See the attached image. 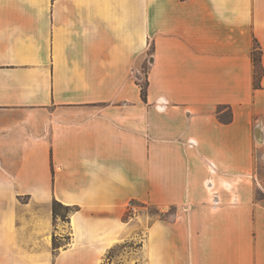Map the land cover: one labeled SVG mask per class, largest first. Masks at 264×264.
Returning a JSON list of instances; mask_svg holds the SVG:
<instances>
[{"label":"crops","instance_id":"1","mask_svg":"<svg viewBox=\"0 0 264 264\" xmlns=\"http://www.w3.org/2000/svg\"><path fill=\"white\" fill-rule=\"evenodd\" d=\"M257 188L264 0H0V264H264Z\"/></svg>","mask_w":264,"mask_h":264},{"label":"rangeland","instance_id":"2","mask_svg":"<svg viewBox=\"0 0 264 264\" xmlns=\"http://www.w3.org/2000/svg\"><path fill=\"white\" fill-rule=\"evenodd\" d=\"M141 82H143V79H141ZM254 196L257 199L264 198V188H263V190H261L259 188L255 189ZM59 213L61 215L66 214V212H64L61 209L59 210ZM146 213L152 218L156 217V209L149 208L146 210ZM68 215H69V213H68ZM63 222L66 223L67 221H63ZM125 246L135 248L136 245L132 242V243H129ZM122 248H123V246H117L114 249H112L109 252V254L107 255V258L105 259V264H116V262L118 260L117 257L121 254Z\"/></svg>","mask_w":264,"mask_h":264},{"label":"trees","instance_id":"3","mask_svg":"<svg viewBox=\"0 0 264 264\" xmlns=\"http://www.w3.org/2000/svg\"><path fill=\"white\" fill-rule=\"evenodd\" d=\"M254 61H255V64H256L258 62V58L255 57ZM141 94H142V97L145 98V96H146V86H145V84L143 86H141ZM229 120H231V116H230ZM60 209L63 210L64 212H66V214L61 215L59 213ZM73 210L74 209L72 207L64 206V205H62V204H60V203H58L56 201H53V203H52L53 216L55 218H60L61 221H68V213L70 214ZM52 245H53V248L58 247L57 246L58 244L56 243L55 238H53V244Z\"/></svg>","mask_w":264,"mask_h":264},{"label":"built area","instance_id":"4","mask_svg":"<svg viewBox=\"0 0 264 264\" xmlns=\"http://www.w3.org/2000/svg\"><path fill=\"white\" fill-rule=\"evenodd\" d=\"M138 213V207L136 204L134 203H129L128 206H127V216L128 217H134L136 216Z\"/></svg>","mask_w":264,"mask_h":264}]
</instances>
